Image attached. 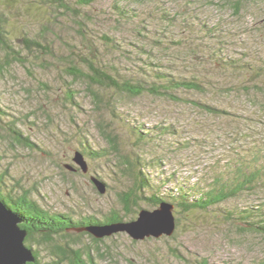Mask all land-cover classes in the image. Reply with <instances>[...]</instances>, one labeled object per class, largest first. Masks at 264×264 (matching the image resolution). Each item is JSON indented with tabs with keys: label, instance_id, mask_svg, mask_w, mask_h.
Segmentation results:
<instances>
[{
	"label": "rangeland",
	"instance_id": "1",
	"mask_svg": "<svg viewBox=\"0 0 264 264\" xmlns=\"http://www.w3.org/2000/svg\"><path fill=\"white\" fill-rule=\"evenodd\" d=\"M242 1L243 11L236 15L226 4L233 0L225 3L215 0H95L90 6H80L82 19H78L71 11L65 16L62 11L57 12L55 6H45L36 0H0V13L7 19L11 46L20 53V59L12 61L0 74L3 122L10 121L35 145L30 149L16 144L6 129H0V171L8 170L10 182L30 193L50 212L67 213L75 218L81 214L95 215L102 220L113 209L125 212L120 197L130 181L121 173L117 156L111 153L98 132L96 122L99 120L114 130L120 150L126 154L136 152L129 126L133 124L143 127L145 132L156 126H171L172 135L163 136L170 142H187L186 148L171 153L161 152L159 146L154 149L157 151L154 155L161 161L150 165L146 174L156 182L162 180L161 188L155 193L158 196L176 186L164 181L171 174L176 178H191L194 182L213 161L229 156L236 142L234 128L237 126L236 130L244 131L245 137L252 131L247 138L249 142L255 140L253 138L263 140L264 120L260 110L248 104L244 95L229 94L228 88H210L205 94L179 90L176 96L184 98L180 102L150 95L119 99L107 91L104 93L106 101L113 96L119 99L111 101L114 113L106 110L97 113L86 86L80 81H71V76L65 72L70 60L79 62L86 57L106 66L115 62L123 72L134 73L148 63L152 64L150 69L158 65L156 68L162 72L178 76L192 74L193 65L190 68L184 65L188 62L186 54L178 57L184 50L182 46L189 45L192 39L196 45L204 47L222 42L224 58L264 60V3ZM115 6L129 9L146 23L143 34L147 37L140 38L142 43L132 37H136L131 34L132 28L121 25L123 22L119 26ZM167 19L173 23H168ZM80 20L85 24L82 29L75 23ZM204 28H215V36L206 37L201 32ZM79 30L85 33V38ZM104 36L113 37L119 50L107 48ZM23 39L47 44L51 52L36 51ZM152 39L183 41L180 47L164 45L169 51H159L152 49L155 47ZM123 49L129 52L122 53ZM70 51L77 53L73 55ZM121 53L123 56L118 55ZM3 56L0 51V58ZM208 73L221 87L239 80L221 77L216 71ZM241 80L242 85L248 86L244 79ZM189 100L213 104L238 114L239 124L235 120H215L191 106ZM0 127L5 128L4 125ZM253 129L259 130L260 135ZM84 139L92 149L100 152L98 159H86V174L73 161L76 146ZM66 165H72L78 172L67 169ZM95 176L107 185L106 192L99 193L96 189L91 180ZM256 194H246L224 203L222 209L214 213H182L174 207L175 221L177 218L179 222L172 236L134 241L126 232H117L103 236L100 238L103 242L97 245L88 236L83 237L73 247L92 249L95 264H264V237L253 231L238 230L236 223L227 222L224 211L234 206L264 209V189ZM146 196H150L149 193ZM138 206L137 210H153L159 205L141 201ZM126 220L129 221V217ZM41 255L46 256L42 252Z\"/></svg>",
	"mask_w": 264,
	"mask_h": 264
},
{
	"label": "trees",
	"instance_id": "2",
	"mask_svg": "<svg viewBox=\"0 0 264 264\" xmlns=\"http://www.w3.org/2000/svg\"><path fill=\"white\" fill-rule=\"evenodd\" d=\"M36 1L45 6H55L57 12L62 11L65 16H67V12L71 11L73 16L76 15V18L82 19L80 6H90L95 0ZM215 1L220 3V1L224 2L228 0ZM242 2V0H233L230 4L227 2L226 4L238 15L243 11ZM250 3H264V0H250ZM114 10H116L115 14L117 15L119 26L121 24L120 22H123L121 25L125 24L130 29L132 28L133 31L131 34L136 35V37L131 36L142 43L140 38L147 37L143 34L146 31V23L138 15L134 16L129 9L115 6ZM162 15L164 17L166 16V14ZM164 20L165 18H163V22ZM75 23H79V29H82L83 27L81 26L85 25L82 20L75 21ZM168 23H173V21L169 20ZM6 24L7 19L0 13V51L4 55L0 58V74L3 73L12 61L20 59V53L15 51L11 46L12 41L9 38ZM214 30L215 28H204L201 32L206 37H210L215 36ZM80 32L81 37L85 38V33ZM151 33L153 32L151 31ZM105 41L108 43L105 44L107 48L111 50L115 49V51L119 50L117 49V45L119 44L115 42L113 37L106 36ZM182 41L183 39L177 40L176 42L172 40H164V42L159 39L153 40L155 47L153 46L152 49L157 48L159 51L168 49L167 51H169V48L164 45L171 44L180 47L182 46ZM23 42L27 46L31 44L35 47L36 51L40 52L43 50L51 52L48 49L49 45L38 40L23 39ZM221 43H212L211 45L208 44V46L205 44L204 47L202 45H196L192 39L189 45L184 44L182 46L184 50L179 52L181 55L178 57L186 54V58L188 57L186 61L188 62L184 65H188L189 68L193 65L191 70H194V73L192 74L178 76L171 72H162L156 68L159 67L158 65L150 69L149 66H152V64L148 63L137 68V71L134 73L131 71L127 72L126 70L123 72L115 62L106 66V64L86 57L79 62L70 60L65 68V72L71 76V81H80L86 86V89L89 91V99L97 113L105 110L114 113V109L111 107V101L114 99L118 101L122 98L150 95L180 102L184 98L176 96V92L179 90L205 94L210 88L218 90L228 88L227 91L229 94H235L239 97L244 95L248 104L255 105L260 110V114L264 120V102L262 101L264 100V60L247 61L243 60L244 58H224L221 54L223 50V44ZM146 47L150 48L148 46ZM74 49L73 46L72 50ZM70 52L73 55L77 53L76 51ZM128 52L125 49L122 50V53L126 54ZM122 53L118 55L123 56ZM178 57L175 58L178 59ZM210 71L218 72L221 77H228L233 80L238 78L239 80L237 82H230L229 86L221 87L220 84L212 81L210 73H208ZM241 79H244V83L248 84V86L242 85L239 82L242 81ZM107 91L118 96L119 99L113 96L112 100L106 101L104 93ZM189 102L191 106L213 117L215 120H235L239 124L236 121L238 114L219 109L214 107L213 104L210 105L192 100H189ZM4 113V110L0 108V123L5 126V128L0 127V129H6L7 134L12 138L14 143L32 149L35 145L30 142L28 137H25L18 131L15 126L9 123L10 121L3 122ZM2 125L0 124V126ZM129 126L131 135L134 136L133 147L136 152L126 154L121 152L119 138L117 134L115 135L114 130L108 124L106 125L104 121L99 120V122H96L98 132L103 136L111 153L114 152L118 158V166L121 173L125 174L130 181L128 188L120 197V202L125 209L123 214L113 209L108 215H104L102 220H99L95 215L81 214L75 218L67 213L50 212L34 200L30 193L25 190L22 191V188L18 185L11 183V176L8 170L0 171V199L21 218L22 223L20 226L27 231L25 244L32 250L35 257L34 263L27 264H95L92 249L82 246L77 248L73 247L77 241L86 236L96 245L103 242L102 239L91 236L86 231V228L125 223L128 217L132 220L139 211L137 208H139L138 204L141 201H149L152 206L167 203L178 209L177 212L182 213L193 211L214 213L222 209L220 207L224 203L234 201L246 194L257 195L258 190L264 189V138L263 140L253 138L255 140L249 142L250 139L248 140L247 138L251 137V129L247 128L251 132H249L248 137H245L244 131L240 132L236 130L239 127L237 126L234 128L236 142L233 143L229 156L224 158V160L217 159L213 161L206 168L203 175L197 177L194 182L191 181V178L181 176L176 178L174 174H171L170 178H165L164 181H168L169 183L173 182L176 186L172 189H167L164 195L158 196L155 193H157V188H161L159 183L162 180L157 179L156 182L151 176L146 174V169L150 165H155L159 160V157L154 155V153H157L154 149L159 146L161 152L171 153L174 150L177 151L184 148L187 142L179 143L177 141L170 142L167 140L164 136L172 135V130L174 129L171 126H156L152 130H149V132H145L143 127L141 128L138 124ZM254 133L260 135L259 130H255ZM85 141L86 139L79 146H76L75 153L80 154L85 161L86 159H98L100 152L92 149L88 142L86 143ZM156 143H159V145ZM160 161L158 162L160 163ZM69 167L73 170L66 168L78 172V169L72 165ZM95 179L104 184L106 192L107 185L99 177L95 176ZM148 193L150 196L147 197L146 195ZM224 211L227 214L225 216L227 222L236 223L238 230L242 232L253 231L264 237V209H260L259 207L240 209L234 206L230 209L225 208ZM177 221L179 222V219L176 218ZM41 252L46 256L41 255Z\"/></svg>",
	"mask_w": 264,
	"mask_h": 264
},
{
	"label": "water",
	"instance_id": "3",
	"mask_svg": "<svg viewBox=\"0 0 264 264\" xmlns=\"http://www.w3.org/2000/svg\"><path fill=\"white\" fill-rule=\"evenodd\" d=\"M73 161L86 174L88 166L84 158L75 153ZM67 168L73 170L71 167ZM99 193L105 192V186L91 177ZM19 215L9 209L0 199V264L34 263L35 257L25 244L27 231L20 225ZM176 228L174 207L167 203H160L156 209L138 211L135 219L103 227L86 228L91 236L102 238L117 232H126L134 241H143L150 237L159 238L162 235L172 236Z\"/></svg>",
	"mask_w": 264,
	"mask_h": 264
}]
</instances>
